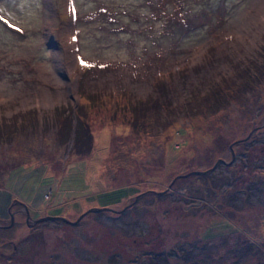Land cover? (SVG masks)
<instances>
[{
	"label": "rangeland",
	"instance_id": "rangeland-1",
	"mask_svg": "<svg viewBox=\"0 0 264 264\" xmlns=\"http://www.w3.org/2000/svg\"><path fill=\"white\" fill-rule=\"evenodd\" d=\"M258 66L264 0H0V264H264Z\"/></svg>",
	"mask_w": 264,
	"mask_h": 264
},
{
	"label": "trees",
	"instance_id": "trees-1",
	"mask_svg": "<svg viewBox=\"0 0 264 264\" xmlns=\"http://www.w3.org/2000/svg\"><path fill=\"white\" fill-rule=\"evenodd\" d=\"M84 67V66H83ZM259 73L264 76V66H258ZM88 67H84L83 72H86ZM250 82V81H249ZM249 82L241 81L238 85L235 84L238 91H244L249 86ZM76 119V124H74V118ZM58 136L63 140H67L71 137L73 131L75 133L74 138V149L79 153L88 152L91 150L93 135L89 126V123L86 119V114L83 112V107H79L75 110H72L70 114L69 110L66 113L58 114ZM3 126V125H2ZM3 129V128H2ZM86 140V141H85ZM88 142V146L86 145Z\"/></svg>",
	"mask_w": 264,
	"mask_h": 264
},
{
	"label": "snow or ice",
	"instance_id": "snow-or-ice-1",
	"mask_svg": "<svg viewBox=\"0 0 264 264\" xmlns=\"http://www.w3.org/2000/svg\"><path fill=\"white\" fill-rule=\"evenodd\" d=\"M72 11H74V9H71ZM73 40L75 41V37H73ZM81 65L84 67H91L92 65L86 64L83 60H81ZM103 67V66H101Z\"/></svg>",
	"mask_w": 264,
	"mask_h": 264
},
{
	"label": "water",
	"instance_id": "water-1",
	"mask_svg": "<svg viewBox=\"0 0 264 264\" xmlns=\"http://www.w3.org/2000/svg\"><path fill=\"white\" fill-rule=\"evenodd\" d=\"M26 211H27V215H28V216H27L28 220H31V219H30V214H29L28 209H26ZM11 216H12V220H13V222H14L13 214H11ZM41 220H44V219L42 218V219L36 220V222L41 221Z\"/></svg>",
	"mask_w": 264,
	"mask_h": 264
},
{
	"label": "flooded vegetation",
	"instance_id": "flooded-vegetation-1",
	"mask_svg": "<svg viewBox=\"0 0 264 264\" xmlns=\"http://www.w3.org/2000/svg\"><path fill=\"white\" fill-rule=\"evenodd\" d=\"M5 225V224H4Z\"/></svg>",
	"mask_w": 264,
	"mask_h": 264
}]
</instances>
